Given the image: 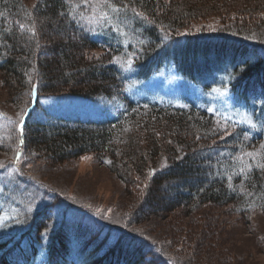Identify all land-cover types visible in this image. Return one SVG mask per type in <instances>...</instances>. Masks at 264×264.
<instances>
[{"label":"trees","instance_id":"obj_1","mask_svg":"<svg viewBox=\"0 0 264 264\" xmlns=\"http://www.w3.org/2000/svg\"><path fill=\"white\" fill-rule=\"evenodd\" d=\"M75 1L36 0L29 3L26 0H0V71L5 76L2 81L11 89L15 99H28L31 84L29 95L33 88L46 94L88 95L109 89L110 85L121 80L116 65L111 63V50H105L107 53L102 59L88 61V48L101 47L96 41L87 35H83L81 42H66L60 37L63 34L70 36L72 28H78L72 21V14H78L82 8H76ZM112 1L130 10V32L134 38L138 36L142 49L147 52L152 44L157 46L160 32L172 30L180 33L181 28L193 21L211 15L220 16L223 27H226L222 33L192 36L194 38L189 43L173 49L167 57L176 59L180 69L191 75L206 70L211 73L227 71L231 77V90L236 89L242 100L250 103L249 99L255 94L264 100V58L245 45V41L255 40L261 44L264 41V0ZM20 23L34 24L35 37L21 31ZM106 48L110 47H101L102 50ZM49 49L57 52L55 59L49 60L48 53H43ZM114 52L117 54L118 50L114 49ZM147 52L142 55L143 60L145 63L152 60L151 64H154L157 59L153 60ZM146 66L141 68L142 72ZM214 122V118L194 107L169 105L146 109L130 104L119 118L97 123L43 125L41 121L29 120L24 144L31 143L34 149L31 152L43 151L46 159L55 163L88 152L95 153L130 185L136 183L135 174H145L148 167H153L146 195L140 206L131 212L133 222L145 219L147 214L140 207L151 205L160 197L165 184L170 186L172 196L166 204L157 207L159 212L186 207L189 215L207 203H236L248 210L257 205L264 211V170L256 166V161L239 159L236 170L230 161L227 163L228 160L214 156V149L226 144L223 141L235 142L232 136L244 134L237 128L230 133L232 136L226 135ZM241 139L242 136L238 142ZM260 140L262 142L264 136ZM237 157L242 156L237 153ZM261 158L257 157L258 160ZM245 163H251V169L246 168ZM225 164L224 172L218 169ZM241 168L244 172L240 171ZM178 186L183 190H178ZM135 235L137 237L122 232L117 242L105 252H82L80 249L82 263L155 264L159 261L160 264H179L161 251L156 242L154 245L148 238ZM85 238L77 236L82 246ZM127 241L138 242L146 249L131 251ZM197 244L196 241L194 245ZM7 245L8 240L0 239V252ZM52 248V245L48 247L49 252ZM147 255L153 259L147 261ZM8 257L7 254L5 259Z\"/></svg>","mask_w":264,"mask_h":264},{"label":"rangeland","instance_id":"obj_2","mask_svg":"<svg viewBox=\"0 0 264 264\" xmlns=\"http://www.w3.org/2000/svg\"><path fill=\"white\" fill-rule=\"evenodd\" d=\"M26 1L36 2V0ZM82 1L84 0L75 2L78 4ZM72 16V21H79L82 18L94 23V16H89L82 11L80 15L72 14ZM220 18V16L211 15L206 19L193 21L181 28L180 32L192 34V36L219 35L222 33L221 30L224 31L226 28L223 27L224 21ZM92 34L93 32H90V35ZM83 35H86L83 28L75 27L72 28L70 36L63 34L60 37L66 42H81L84 39ZM55 38H58L57 35ZM175 46L180 47L182 43H177ZM44 52L48 53L49 60L55 59L57 54L54 49ZM106 53L101 47L88 48L86 59L88 61L102 59L103 54ZM133 56L134 54L125 52L116 57L128 61ZM151 63L147 64L146 72L143 73L132 61L123 62L121 71L124 77L121 82L110 85L109 89H104L108 90L107 92L98 90L88 94L93 98L43 96L36 108L35 116L37 119L44 120L43 125L56 121L57 119L53 116H47L48 112L64 117L63 124L71 126L75 119L87 120L89 117L103 119L119 115L125 107L123 98L142 107L148 101L185 105L186 90H188V93L196 96L195 101L199 105L216 110L225 123L243 117L246 127L252 133L264 132V116L258 117L252 114L246 118L239 108L231 109L227 104L228 99L221 100L223 96L221 92L231 83L229 72L207 73L196 80H188L179 75L172 61L162 65H159L157 61L154 64ZM4 78V74L0 71V135H4L3 145L0 144V164L12 163V156L16 149L23 148V151L25 149L17 165L28 179L21 178V183L23 186L32 187L31 199L38 202L29 205L27 209L42 206L41 187L38 185L40 184L56 193L58 202L62 204L56 207L55 216L65 214L70 219L83 223L92 221V224L95 223L105 231H110L113 237H117L120 230L125 235L140 234L156 242L158 248L162 249L168 257L177 260L179 264H264V211L257 205H253L251 210H248L236 203L226 205L207 203L189 215L186 214V207L159 212L156 210L157 207L166 204L172 196L170 186L165 184L160 191V197H157L151 205L143 207V204L140 207L147 214L145 219L133 222L131 212L140 206L146 195L153 167H148L145 174H135L136 183L130 185L123 177H119L117 170L110 168L105 160L102 161L95 153L88 152L63 163H55L50 158L47 160L43 151L39 152L37 149L36 153L31 152L34 150L31 143L27 142L25 146H21L16 121L28 99L25 97L15 99L11 89L2 81ZM31 85L28 88V97ZM193 87L206 89L197 95ZM216 89L219 91H215ZM225 123L223 124L227 127ZM262 144H260V152ZM6 171L11 176L18 174L16 166L6 168ZM8 178V176L0 178V195L5 198L9 197L14 189V184L5 186L2 183ZM179 189L183 190L178 186ZM70 205L73 207L71 208ZM0 208L2 209L0 223L7 222L6 226L0 225V230L9 228L5 232L9 233L16 227L11 220L23 211L24 207L16 204L7 207L1 200ZM196 241L197 246L194 245ZM126 244L131 251L146 249L138 242L127 241ZM107 246L109 243L106 244ZM155 264L160 262L157 261Z\"/></svg>","mask_w":264,"mask_h":264},{"label":"snow or ice","instance_id":"obj_3","mask_svg":"<svg viewBox=\"0 0 264 264\" xmlns=\"http://www.w3.org/2000/svg\"><path fill=\"white\" fill-rule=\"evenodd\" d=\"M103 8H111L112 12H116V13H118L120 11V8L116 7L114 4H111L109 2V0H104L103 7L101 8V11H100V16L106 21H110L112 19V17H110L109 13L107 11H104ZM137 15H143V14L142 13H137ZM19 28H20L21 31H27V32L31 33L32 37H35V35H36V29H35V25L34 24L20 23L19 24ZM117 31H119L118 27H117ZM38 46L39 45L37 44V47ZM215 91H219V89H216ZM249 123H251V122H249ZM19 127H20L21 134H23L24 125H23L22 122L19 124ZM21 143H23V141H21ZM261 148L264 149V145H261ZM19 155L20 154L17 153V159H19ZM244 156L252 158L254 161H256V166L258 168H260L261 170H264V158H261L259 160L257 159V157L261 156V154L259 152H255V151L246 152L244 154ZM238 159L243 161L244 158L243 157H239ZM2 167H5V165L0 164V168H2ZM245 167L248 168V169H251L252 164L251 163H245ZM240 171L244 172V168H241ZM229 179H231V177H229Z\"/></svg>","mask_w":264,"mask_h":264}]
</instances>
